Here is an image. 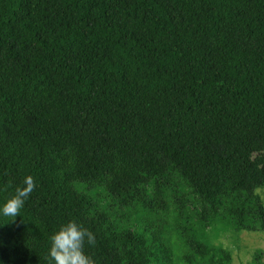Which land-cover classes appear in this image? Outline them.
<instances>
[{"label":"trees","instance_id":"1","mask_svg":"<svg viewBox=\"0 0 264 264\" xmlns=\"http://www.w3.org/2000/svg\"><path fill=\"white\" fill-rule=\"evenodd\" d=\"M0 264H233L264 233V0H0ZM249 264H264V251Z\"/></svg>","mask_w":264,"mask_h":264},{"label":"clouds","instance_id":"2","mask_svg":"<svg viewBox=\"0 0 264 264\" xmlns=\"http://www.w3.org/2000/svg\"><path fill=\"white\" fill-rule=\"evenodd\" d=\"M35 188V178L26 177L23 186L17 187L12 198L0 206V216L10 217L11 222L15 221ZM95 242L96 236L90 229L70 220L51 237L49 255L54 264H96L94 258L86 251V245L90 246Z\"/></svg>","mask_w":264,"mask_h":264},{"label":"rangeland","instance_id":"3","mask_svg":"<svg viewBox=\"0 0 264 264\" xmlns=\"http://www.w3.org/2000/svg\"><path fill=\"white\" fill-rule=\"evenodd\" d=\"M264 201V188L257 191ZM208 243L223 246L233 254V264H249L254 255L264 251V233H236L233 229L221 233L209 231Z\"/></svg>","mask_w":264,"mask_h":264}]
</instances>
